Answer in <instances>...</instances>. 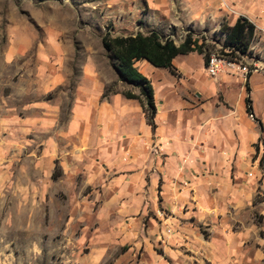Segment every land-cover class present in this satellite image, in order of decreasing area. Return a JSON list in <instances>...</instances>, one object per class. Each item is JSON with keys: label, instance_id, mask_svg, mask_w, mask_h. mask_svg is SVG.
Listing matches in <instances>:
<instances>
[{"label": "crops", "instance_id": "obj_1", "mask_svg": "<svg viewBox=\"0 0 264 264\" xmlns=\"http://www.w3.org/2000/svg\"><path fill=\"white\" fill-rule=\"evenodd\" d=\"M104 5L113 35L154 29L180 43L189 31L214 33L223 21L232 25L240 16L255 27L251 55L243 63L219 61L214 76L208 75L203 55L196 51L173 58L175 74L146 60L136 61L152 86L154 127L139 100L122 93L129 87L118 79L99 42L97 53L86 52L80 65L68 118L57 131L67 147L54 157L60 169L54 180L61 178L69 189L77 187L78 210L98 222L91 239L97 256L105 248L134 242L129 228L145 218L150 222L143 242L138 240L141 262L169 264L176 250L191 244L213 264H228L231 247L247 244L256 227L264 235V166L259 165L264 153V98L257 97L264 96V0H104ZM10 8L14 23H9V40L19 42L21 17L15 2ZM68 29L64 42L72 50L65 56L70 60L75 27ZM44 37L58 51L63 42L59 32L48 27ZM38 58L43 61L50 55L39 53ZM53 58L63 56L57 53ZM249 59L255 69L247 78L240 65H249ZM54 69L52 86L70 73L65 66ZM111 84L119 89L103 96ZM57 121L56 112L45 107L29 122L51 126ZM54 169L45 171V179L52 178ZM258 186L263 198L254 202ZM255 207L261 224L246 226L242 211ZM232 221L239 225L231 228ZM195 225L209 227L210 238ZM130 251L113 264H121Z\"/></svg>", "mask_w": 264, "mask_h": 264}, {"label": "rangeland", "instance_id": "obj_2", "mask_svg": "<svg viewBox=\"0 0 264 264\" xmlns=\"http://www.w3.org/2000/svg\"><path fill=\"white\" fill-rule=\"evenodd\" d=\"M12 2L17 4V15L22 21L19 42L9 40V23H14ZM105 9L104 0H0V264H113L129 249L121 264H145L140 261L142 247L137 252L138 240L143 242V232L148 229L150 220L140 219L129 228L134 231V242L105 248L102 255L97 256L91 239L92 229L98 222L93 217L85 218L78 210L79 189L75 186L69 189L68 185L60 183L61 178L45 179V171L52 167L60 173L59 160L54 157L67 145L62 133L57 131H62L68 118L85 53H95V50L97 53L105 31L114 34ZM51 14L56 18H49ZM71 26L75 27L74 54L69 60L65 56L72 50L67 49L64 39ZM48 27L59 32L63 41L58 44V51L45 42ZM192 32L215 44L216 50L212 53L220 52L221 38L215 41L212 32L202 29ZM39 53L50 55V59L41 61ZM57 53L63 58H53ZM104 55L112 66L105 51ZM55 66H65L70 73L52 86ZM109 86L113 91L119 89L115 84ZM257 97L264 98L262 94ZM41 104L56 112V123L44 126L29 122L30 118L41 115L45 109ZM261 159L264 160V153L259 158V165L263 167ZM262 198L258 186L254 202ZM241 217L246 226L252 222L259 226L262 221L257 207L243 210ZM230 225L235 228L239 223L232 221ZM195 226L197 232L210 238L209 227ZM249 238L239 249L230 248L228 264H264L263 233L259 234L256 227ZM183 246L185 249L174 252V259L167 257L169 264H213L191 244ZM154 247L162 253L156 243Z\"/></svg>", "mask_w": 264, "mask_h": 264}, {"label": "trees", "instance_id": "obj_3", "mask_svg": "<svg viewBox=\"0 0 264 264\" xmlns=\"http://www.w3.org/2000/svg\"><path fill=\"white\" fill-rule=\"evenodd\" d=\"M254 30L253 23L244 16L238 17L232 25L223 21L219 29L213 33V40L219 41L222 38L218 57L228 62L239 63L244 57L250 56ZM101 45L118 79L129 87L122 93L127 98L139 100L147 122L152 127L155 126L153 118L156 111L152 86L150 81L139 72L135 62L146 60L155 67L168 68L175 74L172 64L175 56L196 51L203 55L204 64L207 66L212 52L216 50L215 44L207 42L205 38L194 36L192 31L187 32L180 43H175L170 36H165L154 29L147 33L138 31L134 34L121 35H112L110 30H107L101 36ZM249 74L250 72L246 74L247 78ZM132 89H137L138 93H134ZM110 92H113L110 86L105 87L103 96H107ZM249 101V97H246L247 104ZM247 110H250L249 105ZM260 161L264 162L262 159ZM57 176L55 170L51 177L55 179Z\"/></svg>", "mask_w": 264, "mask_h": 264}, {"label": "built area", "instance_id": "obj_4", "mask_svg": "<svg viewBox=\"0 0 264 264\" xmlns=\"http://www.w3.org/2000/svg\"><path fill=\"white\" fill-rule=\"evenodd\" d=\"M222 60H224V59H222V58H220V57H218L216 55L211 54L210 59H209V63L206 66V71H207L209 76H214L215 75V73L218 70V62L222 61ZM252 61L253 60L249 59V65H240V69L245 74H247L248 72H251L253 69H255V65H254V63ZM250 65H251V68H250ZM249 116L252 117V113L251 112H249Z\"/></svg>", "mask_w": 264, "mask_h": 264}, {"label": "bare ground", "instance_id": "obj_5", "mask_svg": "<svg viewBox=\"0 0 264 264\" xmlns=\"http://www.w3.org/2000/svg\"><path fill=\"white\" fill-rule=\"evenodd\" d=\"M213 55H216V56H218V54L217 53H213ZM244 62V59L242 60V61H240V63H243Z\"/></svg>", "mask_w": 264, "mask_h": 264}]
</instances>
